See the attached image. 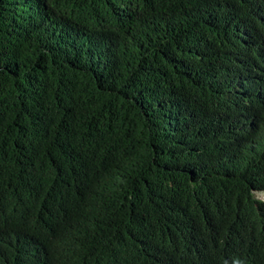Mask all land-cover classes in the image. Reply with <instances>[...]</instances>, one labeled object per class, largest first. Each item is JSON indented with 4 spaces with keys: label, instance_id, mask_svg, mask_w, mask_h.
<instances>
[{
    "label": "trees",
    "instance_id": "trees-1",
    "mask_svg": "<svg viewBox=\"0 0 264 264\" xmlns=\"http://www.w3.org/2000/svg\"><path fill=\"white\" fill-rule=\"evenodd\" d=\"M264 0H0V264H264Z\"/></svg>",
    "mask_w": 264,
    "mask_h": 264
},
{
    "label": "rangeland",
    "instance_id": "rangeland-1",
    "mask_svg": "<svg viewBox=\"0 0 264 264\" xmlns=\"http://www.w3.org/2000/svg\"><path fill=\"white\" fill-rule=\"evenodd\" d=\"M256 196L259 197V198H264V194L263 193H257Z\"/></svg>",
    "mask_w": 264,
    "mask_h": 264
}]
</instances>
